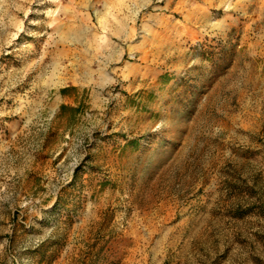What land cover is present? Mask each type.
<instances>
[{
  "label": "rangeland",
  "instance_id": "rangeland-1",
  "mask_svg": "<svg viewBox=\"0 0 264 264\" xmlns=\"http://www.w3.org/2000/svg\"><path fill=\"white\" fill-rule=\"evenodd\" d=\"M0 264H264V0H0Z\"/></svg>",
  "mask_w": 264,
  "mask_h": 264
},
{
  "label": "trees",
  "instance_id": "trees-1",
  "mask_svg": "<svg viewBox=\"0 0 264 264\" xmlns=\"http://www.w3.org/2000/svg\"><path fill=\"white\" fill-rule=\"evenodd\" d=\"M70 90H75V89H64L61 91V93H62V95L66 96ZM77 111H78L77 108H72V107H68L65 105H63L61 108L62 114H65L66 112H74L75 113Z\"/></svg>",
  "mask_w": 264,
  "mask_h": 264
}]
</instances>
